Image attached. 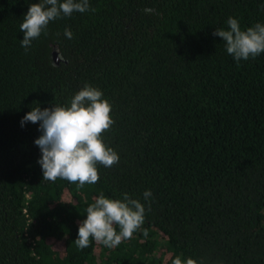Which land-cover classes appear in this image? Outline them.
<instances>
[{
	"label": "trees",
	"instance_id": "1",
	"mask_svg": "<svg viewBox=\"0 0 264 264\" xmlns=\"http://www.w3.org/2000/svg\"><path fill=\"white\" fill-rule=\"evenodd\" d=\"M40 2L0 0V264H264V53L238 63L213 35L229 17L264 23V0H89L25 50L20 24ZM85 85L112 106L102 138L119 162L97 164L95 184L46 181L39 122L21 119ZM101 193L141 202L144 222L81 250Z\"/></svg>",
	"mask_w": 264,
	"mask_h": 264
},
{
	"label": "clouds",
	"instance_id": "2",
	"mask_svg": "<svg viewBox=\"0 0 264 264\" xmlns=\"http://www.w3.org/2000/svg\"><path fill=\"white\" fill-rule=\"evenodd\" d=\"M89 10L94 11L90 9L89 0H42L30 4L20 24L23 32L21 46L28 50L33 40L42 33L47 35L51 21ZM227 25L228 30L215 29L213 35L222 38L227 53L238 63L264 53V23L241 30L238 19L229 17ZM64 35L73 38L67 28ZM102 97L101 90L85 85L71 99L70 106L41 109L37 105L22 117L21 126L27 122H39L42 134L34 143L42 153L38 163L44 180L64 179L83 187L99 181L97 164L110 168L119 162L118 153L103 142V133L110 130L114 120L111 104ZM143 195L147 200L152 194L146 190ZM144 214V205L131 199L127 193L123 194V200L106 198L101 193L86 209V219L79 226L76 246L81 250L87 248L91 238L106 247H117L124 240L131 239L142 226ZM174 264H182V261L177 258ZM187 264H196V261L189 259Z\"/></svg>",
	"mask_w": 264,
	"mask_h": 264
},
{
	"label": "water",
	"instance_id": "3",
	"mask_svg": "<svg viewBox=\"0 0 264 264\" xmlns=\"http://www.w3.org/2000/svg\"><path fill=\"white\" fill-rule=\"evenodd\" d=\"M51 58H52V60H53L55 63L57 62V60H58V56H57V52H56L55 49H52V50H51Z\"/></svg>",
	"mask_w": 264,
	"mask_h": 264
}]
</instances>
